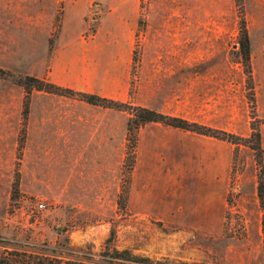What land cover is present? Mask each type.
Returning a JSON list of instances; mask_svg holds the SVG:
<instances>
[{
    "label": "rangeland",
    "instance_id": "374dc122",
    "mask_svg": "<svg viewBox=\"0 0 264 264\" xmlns=\"http://www.w3.org/2000/svg\"><path fill=\"white\" fill-rule=\"evenodd\" d=\"M261 183L264 0H0L1 244L264 264Z\"/></svg>",
    "mask_w": 264,
    "mask_h": 264
},
{
    "label": "trees",
    "instance_id": "16d2710c",
    "mask_svg": "<svg viewBox=\"0 0 264 264\" xmlns=\"http://www.w3.org/2000/svg\"><path fill=\"white\" fill-rule=\"evenodd\" d=\"M243 36L244 38L241 42V50L243 56L247 59L249 55V41L245 33ZM20 82L25 86L28 92L32 88L52 91L50 88L51 85L44 83V81L39 80L36 77L26 76ZM79 95L81 96V99L89 104L103 105L112 108L123 106V103L107 98H101L95 94L79 92ZM148 122H163L174 127L190 128L195 132L208 134V131L201 130V126L197 123H191V125H188V123L182 119L167 116L153 109L142 106H134L131 108V111H129V118L126 123L127 132L130 135L134 134V131ZM259 193L261 198L264 199V187L262 183L259 187ZM114 234L115 231L112 229L102 250L98 254V259L89 257L85 254L63 256L59 253L51 254L40 250H20L17 247H8L0 242V264H176L166 259L153 260L147 256L135 255L127 248L119 250L113 246Z\"/></svg>",
    "mask_w": 264,
    "mask_h": 264
},
{
    "label": "built area",
    "instance_id": "2783aa9c",
    "mask_svg": "<svg viewBox=\"0 0 264 264\" xmlns=\"http://www.w3.org/2000/svg\"><path fill=\"white\" fill-rule=\"evenodd\" d=\"M38 206H39L40 208H42V207H43V204H42V203H38Z\"/></svg>",
    "mask_w": 264,
    "mask_h": 264
}]
</instances>
